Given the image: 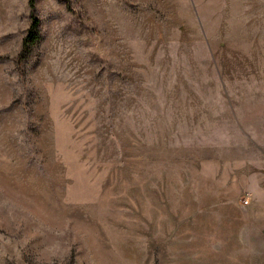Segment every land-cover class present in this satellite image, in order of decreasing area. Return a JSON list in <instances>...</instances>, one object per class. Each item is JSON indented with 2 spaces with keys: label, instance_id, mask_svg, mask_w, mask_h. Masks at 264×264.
<instances>
[{
  "label": "rangeland",
  "instance_id": "1",
  "mask_svg": "<svg viewBox=\"0 0 264 264\" xmlns=\"http://www.w3.org/2000/svg\"><path fill=\"white\" fill-rule=\"evenodd\" d=\"M0 264H264V0H0Z\"/></svg>",
  "mask_w": 264,
  "mask_h": 264
},
{
  "label": "trees",
  "instance_id": "2",
  "mask_svg": "<svg viewBox=\"0 0 264 264\" xmlns=\"http://www.w3.org/2000/svg\"><path fill=\"white\" fill-rule=\"evenodd\" d=\"M33 3H34V0H29V5L31 7L33 6ZM38 27H39V22L36 19H34L32 24H31V27L28 31V34L26 35V37L23 40L21 53L26 48L27 44H33L38 40V38H39L38 33H37Z\"/></svg>",
  "mask_w": 264,
  "mask_h": 264
}]
</instances>
